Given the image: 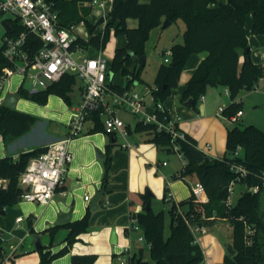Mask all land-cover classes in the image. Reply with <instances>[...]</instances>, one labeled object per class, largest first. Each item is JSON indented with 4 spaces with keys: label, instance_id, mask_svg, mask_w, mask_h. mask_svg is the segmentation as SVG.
Listing matches in <instances>:
<instances>
[{
    "label": "trees",
    "instance_id": "1",
    "mask_svg": "<svg viewBox=\"0 0 264 264\" xmlns=\"http://www.w3.org/2000/svg\"><path fill=\"white\" fill-rule=\"evenodd\" d=\"M53 3L59 12V25L70 28L84 23L89 31L88 41L80 38L79 43L93 46L101 51L105 48L111 30L116 36H125L126 46L117 48L110 62V74L116 76L119 72L127 78L126 85L111 83L115 91L130 89L136 81H143L141 73L144 67L139 64V59L145 55V45L150 38L151 31L163 26L165 21L171 23L184 20L185 30L183 41L171 47L172 57L169 63H162L158 69L155 84L157 90H152L155 113L160 117L168 115L160 111L158 105L164 103L171 95L172 90L179 86L180 76L192 54L207 53L187 82L181 101L186 103L193 100L191 106L197 112L199 101L205 96L209 88L227 89L232 104L224 108V115L231 117L239 111L235 102L241 91L256 88L264 79V65L255 63L251 58L249 39L245 32V21L252 13V33L264 34V0H227L226 3H217L212 8L215 0H112V10L102 32L96 33L97 27L90 21L93 7L88 5L93 0H47ZM129 19L138 20L136 28L128 26ZM11 30L6 31L3 47L0 48V82L4 80L6 70L14 68L4 55L6 39L18 38L26 32L19 19H7ZM40 36L29 34L25 50L33 58L42 48ZM243 57V61L240 59ZM133 66L134 68H132ZM77 80L75 76L66 75L60 82L48 86L46 89L31 93L21 85L18 90L20 98L46 105L51 95H57L69 105L72 104L70 94ZM38 118L18 110L0 107V135L5 145L11 143L28 133ZM94 127L92 133L104 132L100 115L93 116ZM227 129L226 153L222 158H211L205 155L203 162L199 163L193 155L197 144L194 138L185 134V139L177 140L182 154L188 164L175 179L186 176H195L206 190L208 201L205 204L196 202L191 195L188 199L175 202L168 198V186L164 202L169 204L171 232L165 237V215L161 211L154 213L152 208L148 211L146 206L151 204L153 194H139L143 210L131 212V220H136L146 242L151 244L150 260H144V249L138 247V253L130 256L131 264H199L204 261L201 246L196 242L192 225L204 227L211 221L222 219L228 221L233 229L232 248L234 255H226L224 264H264V212L261 209V197L264 193V131L255 125L240 126L233 123ZM136 131L149 136V141L158 147L173 153L172 137L165 131H158L155 124H144L139 121ZM130 132V129H129ZM111 140H116L115 135H110ZM106 147L105 164L107 178L103 185L106 186L109 168L112 165V145ZM238 147L241 155L236 156ZM46 151V147L35 148L21 153L17 159L12 157L0 158V181L6 180L7 186H0V211L13 206L20 201L24 189L20 184V177L25 172L31 159ZM247 170V175L240 177L236 167ZM239 178V179H238ZM236 181L244 187V191L233 205L227 203L230 184ZM256 188V191L253 189ZM104 200L101 205H103ZM186 209L183 211V209ZM85 215L76 221L65 224H56L47 229L53 243L56 232L67 229L66 245L53 253L48 247L39 248L41 259L39 264H53V261L70 252L79 236L88 232L92 211L87 209ZM207 222V224H206ZM249 229L254 232L248 236ZM32 231L34 232L33 228ZM124 233L130 234L128 227ZM0 231V264H4L5 255ZM249 240V242H248ZM126 255V253H123ZM96 254L73 255L71 264H94Z\"/></svg>",
    "mask_w": 264,
    "mask_h": 264
},
{
    "label": "rangeland",
    "instance_id": "2",
    "mask_svg": "<svg viewBox=\"0 0 264 264\" xmlns=\"http://www.w3.org/2000/svg\"><path fill=\"white\" fill-rule=\"evenodd\" d=\"M101 10L104 14H108L106 16V21H108L109 12L107 10L101 9L97 6L93 7L92 10V18L90 17V21L92 23H96L97 20L95 17L97 10ZM9 18L10 15H6L1 19L5 21ZM178 21L173 22L170 26L163 28L158 27L151 31V36L149 40L146 42L145 45V56L147 57V62L145 67L141 73V79L143 81H136L135 84L132 85L131 89L133 92L138 93L147 100L148 111L151 113L153 112V101L150 94L146 93V88L149 86H154L155 78L158 69H160V65L164 63L165 53L167 50H170L173 44L178 43L179 40L183 37V33L185 30V23L184 20L181 18L177 19ZM105 25V24H104ZM103 26V25H102ZM105 28V26H104ZM101 26L97 28V32H99ZM76 31L80 33V35L84 38L89 36V31L84 23L78 24L76 26ZM108 42L102 51L103 56L108 60L112 61L115 51L117 48L125 47L126 46V38L125 36H116L114 33V29L110 32ZM78 54L76 55V57ZM134 68L133 66H131ZM21 78L18 75H13L6 80L5 84V91L4 93H11L14 91L19 90L18 88L21 87ZM127 78L122 76L120 72L115 76L114 83L118 85H126ZM82 86V82L77 80L76 84L73 86V91L70 94L72 104H67L62 97L57 95H51L47 104L42 105L35 101H30L24 98H20L17 104V110L20 112L31 114L38 118V120H42L45 122H52V124H57L59 127L58 135L64 137L68 134L69 128L68 123L72 117L73 112L71 107L77 105L80 101V87ZM180 86V85H179ZM24 87L27 89H32V85L29 81H26ZM179 88L172 90L171 95L168 99L165 100L164 103H171L177 102L179 106L186 107L184 104H181V101H178V92ZM222 93L218 92L217 89L214 90L212 87L209 88L205 94V97L211 101L209 105V111L214 115L216 120L219 122V126L217 123L215 124L213 120L215 119H206L204 123H196L195 129L198 131L199 136V143L198 149L205 151L203 146L205 143H210L215 146L214 144L218 145V148L223 150H215V157L222 156L224 153V145L225 140L223 139V130L227 131L229 127H232L234 124L232 121L228 120L226 117L217 116L216 112L219 107H227L231 104V99L228 95H225V91L222 90ZM238 109L242 110L244 115L242 116L241 120L242 123L238 124L242 127L246 125H255L256 127L260 128L264 131V81L259 83V87L253 88L251 90H243L239 95L238 100ZM160 102V104H164ZM201 100L199 101L197 108L201 110ZM195 113L197 112L192 107L190 108ZM120 117L125 121L126 126L124 127L123 132H128V137L124 139L122 136H118L116 139V145H112V152L115 149L114 147L124 149V146L127 144L128 141H136L138 143L148 142L151 146L155 148L157 145L151 141H146L147 135L141 132L136 131V124L142 120V115H132L130 113L122 112ZM38 122V121H37ZM37 124V123H35ZM215 124V127H214ZM38 125V124H37ZM90 124L87 123L85 128H87ZM130 125V126H129ZM33 125L31 128V132L26 133L27 135L24 136L20 143L25 145H33L37 144L41 140L42 129ZM48 127V129L51 128ZM130 129V132H129ZM51 130V129H50ZM102 133V132H96ZM93 133V134H96ZM220 136V143L217 144L216 141L214 142L215 136ZM1 139V135H0ZM110 139V138H109ZM206 145V144H205ZM204 145V147H205ZM158 155H155L154 163L152 166L148 164V167L152 170L151 175V189L153 192V197L151 198V208L154 213H159L161 211L164 212L165 215V237H168L171 232L170 228V216L168 212L169 204L164 202V193H166V186H168V197L174 195V199L177 200H184L189 195L190 188L188 186L189 181L193 180L194 176H186L183 179H175V172L177 171L179 164L177 162L176 156L173 153L167 152L160 147H157ZM221 151V152H220ZM73 153V149H71ZM113 154V153H112ZM163 161H167L169 166L163 169L161 172H156L154 167L156 163H162ZM96 162L100 163V165L104 168V178L106 176L107 168L105 164V158L98 160L96 157ZM73 163V162H72ZM145 170H142L140 173L143 176V173L148 170L147 165L145 166ZM108 173V182H107V199L108 196L111 195L113 192L116 191L110 190L113 185V179L118 178L121 179L117 173L113 175L114 172H111V166L109 168ZM131 180L133 182V177L136 175L132 172ZM103 178V180H104ZM243 187L242 185L238 184L235 186V192L233 195L232 203L235 204L238 202V198L242 194ZM126 191V189H125ZM96 192V191H95ZM72 193V191H71ZM128 194V193H127ZM139 193L131 192L129 190L128 196L131 199L130 207L131 209H135L137 204L139 203ZM72 202H69L68 197H60L58 198L57 202L53 200L51 204L47 207H60L66 211V213H70L71 209L73 208ZM119 203V202H118ZM261 209L264 211V193L261 197ZM117 205L116 202L111 201L110 205L108 206L110 209L114 208ZM28 208H30L28 210ZM107 209V210H110ZM86 210V208H85ZM102 210V209H101ZM104 210V209H103ZM186 209L184 208L183 211ZM6 214H0V220L2 222L1 225H4V234L7 235V240L4 241L3 248H4V255L6 259L4 260V264H39L41 259V252L39 249H34L32 244L35 241V237L38 236L42 241L48 243L47 245H43L51 249L52 252H58L62 247V240L67 234V229L61 228L59 229L53 239L52 245L50 234L47 232V229L50 224L48 216L46 215V209H43L42 206L34 204V203H27L25 201H19L13 206H9L3 210ZM64 212H58V214ZM111 215H99L97 214V218L94 221L95 217L93 213L91 215L90 224L88 227V232L83 236V238L75 243L72 246L70 252L56 258L53 261V264H70V258L72 254H80L85 252H94L97 253V259L94 264H114L118 261L119 257H123V252L126 250L129 245L131 246L133 251H136L137 248L140 246L138 243V237L142 234L141 231L133 230L130 232L129 235L124 233V227L130 226V222L126 223L127 215L119 216L115 218L111 222V217L114 218L116 215V210L110 212ZM95 215V213H94ZM21 216L24 218V222L18 224L16 219ZM58 216V215H57ZM123 219L125 220L123 222ZM207 224V222H206ZM32 228L34 232L32 231ZM193 229H196L195 225H192ZM115 232L117 242L112 243L111 239L113 233ZM232 226L228 221L217 220L208 224L205 227V232H201L196 230V236L203 243V251H204V260L208 264H224V259L228 254V247H232L233 239H232ZM264 240V237H262ZM264 248V246H263ZM17 249V254L15 259H10L9 257L12 256L14 250ZM144 258L150 260V254L145 250L143 254Z\"/></svg>",
    "mask_w": 264,
    "mask_h": 264
},
{
    "label": "built area",
    "instance_id": "3",
    "mask_svg": "<svg viewBox=\"0 0 264 264\" xmlns=\"http://www.w3.org/2000/svg\"><path fill=\"white\" fill-rule=\"evenodd\" d=\"M105 0H93L88 5L97 6L101 9L105 8ZM10 15V18L19 19L25 28L18 38L6 39L5 57L13 63L12 70H6L4 80L0 82V107L5 97L9 93H4L5 82L13 75H18L21 85L24 86L26 81L32 85V89H28L31 93L46 89L48 86L60 82L66 75L76 77V80L82 82L80 87V102L73 109V114L69 123L68 135L59 140L48 144L46 151L39 156L31 159L27 165L25 172L20 177V184L24 189L22 200L40 205L48 206L58 188L64 183L65 176L68 172L69 164L73 160V154L70 150V143L73 139L82 135L85 131L87 123H91L94 127L93 116L100 115L103 124L104 133L107 135H116L122 133L126 126L125 121L120 117L122 112L132 115H142L140 120L144 124H155L158 131H165L172 137V150L182 160L184 168L188 161L184 154L180 152L177 140L185 139V133L179 128L181 118L172 115L163 104H159L158 108L162 113L169 112L168 115L160 119L155 113V104L153 112L148 111L147 100L144 96L133 92L132 89H124L120 92L110 87L114 82L115 76L110 74L108 61L102 54V51L96 50L93 46H85L79 43L82 38L80 33L76 31V26L64 28L59 25V12L54 8L53 3L47 0H0V16ZM29 34L40 36L43 42L42 48L31 58L25 50L27 37ZM83 39V38H82ZM88 41V40H86ZM165 53L164 62L169 63L172 57V51ZM78 56L76 57V55ZM117 84V83H116ZM257 88V87H256ZM152 90L156 87H147L146 93L152 96ZM226 93L228 90L226 89ZM224 108H220L218 114L223 116ZM243 114L239 111L236 115L226 117L233 123H239V118ZM236 156L241 155V147H238ZM165 164V163H164ZM166 165V164H165ZM236 173L240 177L247 175V170L238 166L235 168ZM238 178V179H239ZM237 182L233 181L229 188L227 203L233 205V195ZM1 187L7 186V181H0ZM26 188L29 191L26 192ZM257 189L254 188L253 191ZM191 193L197 203L205 204L208 201L204 185L197 181L191 185ZM85 200L89 201L90 196H85ZM23 217H19L17 222L23 221ZM130 232L140 230L136 220H131L128 226ZM196 227L193 231L200 230ZM253 230L249 229L248 236L253 234ZM249 242V240H248ZM139 247L150 252L151 244L146 242L143 234L138 237ZM123 257H119L121 264H131L130 256L138 253V249L133 251L131 246L127 247L123 252ZM145 261L149 259L144 258ZM199 264H208L205 260Z\"/></svg>",
    "mask_w": 264,
    "mask_h": 264
},
{
    "label": "crops",
    "instance_id": "4",
    "mask_svg": "<svg viewBox=\"0 0 264 264\" xmlns=\"http://www.w3.org/2000/svg\"><path fill=\"white\" fill-rule=\"evenodd\" d=\"M105 1H106L105 2V9L107 10V13L108 12L110 13V11L112 10L113 2H112V0H105ZM226 2H227V0H215V3H212L211 7L214 8V7L218 6L217 3H226ZM107 15L108 14L105 15L104 12H102L101 10L98 9L95 17H97L96 18L97 21L100 18L105 17V23L104 24H106V16ZM2 17L3 16H0V18H2ZM90 17L92 18V13H91ZM7 19H11V18L7 17ZM3 22L4 21L1 22V19H0V48L3 47L4 37H5V33L7 31V30H5V28L3 26ZM104 24H103V26L101 25L100 31L99 32L96 31V33H100L104 30V26H105ZM137 25H138V20H136V19H129L128 20V26L129 27L136 28ZM244 28H245V32L247 34V37L249 39L248 41H249V48L251 50L252 60L257 64L264 65V34L255 35L252 33V28H253L252 13H250L247 16ZM82 38L84 40H88L89 36L87 38H84V37H82ZM182 41H183V37L181 38V40L178 41V43H181ZM206 56H207V53H205V52L204 53H195V54H192L191 57L189 58V60L186 64V67L184 68L185 70H183V72L180 76V80H179L180 86H178L179 95L177 98L178 101H181L182 94L186 88L187 82L191 79L195 70L198 68L199 64L201 63V61ZM242 61H243V57L240 59V62H242ZM262 81H264V79H262L260 82H262ZM257 87H259V84ZM213 89L216 90L217 87L213 88ZM222 90L225 91V95H228V93H226V89H217V91L220 93H222L221 92ZM15 92H18V90L11 92V93H15ZM238 100H239V96L237 97L235 102L239 103ZM201 102H202L200 105L201 110L199 109L198 114L193 112L192 110H190L191 107L187 106V104L184 102L182 103V101H181V104H184L186 107H189V108H184L183 106H179L176 101L163 104L164 108L167 109L172 115H177L181 118V120L179 122V128L181 129V131L183 133L188 134L192 138L195 139L196 144H197V149H198V143H199V136H198L199 134H198V131H196V129H195L196 123H199V124L204 123L206 119H211V120L215 119V120H213L214 123L215 124L217 123L218 126L220 125L219 122L214 117V115L212 113H210V111H209V105L211 104V101H209L204 96L201 99ZM78 103H77V105H78ZM231 104H232V101H231ZM77 105L71 107L72 112H73V109L77 107ZM220 108H223V107L218 108V110L216 112L217 116H222V115L218 114ZM243 115H244V113L239 118L240 124L242 123L241 118ZM223 117L224 118L226 117L224 115V113H223ZM51 123L50 122L48 123V122H45V121H42L39 119L37 122L38 125L34 124V125L40 127V129H42L41 130L42 131L41 140L37 144L25 145V144L20 143L21 139L27 135V134H25L22 137L15 139L11 143L5 145V143L3 142V138L1 136V139H0V158L12 157L13 159H17L21 153L31 151L35 148L45 147L48 144L55 142V141H59L68 135L67 134L64 137L59 136L58 133H59L60 129L57 126V124H55V123H54L55 129L57 128V131L51 132L50 129H48V127L51 126L50 125ZM89 124L90 125L84 129L85 131H83L82 135L73 139L70 143V150L73 149V153H72L73 154V160H72L73 163L71 162L69 164L68 172L65 176L64 183L58 188V190H57V192L53 198V200H55L57 202L58 198L69 196V202H72L71 204L73 205V208L70 211V213H71L70 222L81 219L85 215V213H87L86 211H87V209H90L89 204L95 195V191L100 189L103 185L104 168L102 165H100V163L96 162L97 150H99V151L101 150V152H103V154L106 156L107 145L110 143H114V142H115L114 145L117 144L116 140H111V137L109 135L105 134L103 131H102V133L93 134L90 131L93 128V125L90 122H89ZM215 124H214V127H215ZM36 126L34 128H37ZM223 131H224L223 132V135H224L223 139L225 140V145H224V151H223L224 153H222V156L215 157V153L218 150H223V149H221V148L219 149L218 145H216V144H214L215 146L213 147V145L208 143V142L205 143L206 145L204 144L205 147H204V145H202L205 151H202L200 149H198V151L200 150L204 155L211 157V158H222L226 153V142H227V131H225V130H223ZM119 135L122 136L124 139H126L129 136L128 133H127V135H123L122 133H120V134L115 135L116 139ZM148 139H149V136L147 135L146 141H148ZM215 141L217 144L220 143L219 134H218V136L214 137V142ZM157 147L155 148L154 146H151V144H148V142L138 143L136 141H128L127 144L124 146V149L114 147L115 149L112 152L113 153L112 154L113 160H112V165H111V172H114L113 175L115 173H117L118 176L123 180H119L117 177L114 178L112 181L113 185H112V188H110V190H112V192L114 190V191H116V193L113 192L111 195L108 196L109 198L107 199L106 196H107L108 192L106 191L105 196L100 201L99 210H97V211L91 210L93 212V216L95 217L94 221L97 218V216H96L97 214L110 216L111 215L110 212L113 210H116V215L114 218L111 217V222L119 216H124L125 214H128L126 217V218H128L126 223L130 222V225H131V217H130L131 212H141L143 210V204H142V201L139 199V203L137 204L136 208L131 209L130 204L132 202H131L130 197L128 196L129 190L131 192H135V193H139V194H145L146 192H150L151 194H153L152 189H151L152 170L150 167H148V164L150 166H152L154 164V163H152V161L154 160L155 155H158ZM215 150H216V152H215ZM173 154L176 156L177 162L180 166V167H178L177 171L175 172V176H177L178 174H180L183 171L184 164H183L181 158L176 153L173 152ZM98 160H101V159H98ZM146 165L148 167V170L146 172H144L143 176H142L140 173L142 172V170H145ZM168 166H169V163L167 161H163L162 163H156V165L153 167H154L156 172L162 173L163 169H165ZM132 172H134V174L136 175L135 177H133V182L131 180V175H133ZM193 178L194 179L189 181V183H188L190 191H189L188 197H186L184 200L188 199L192 195L191 185L195 184L198 181L195 176ZM125 189H126V191H125ZM244 190L245 189L243 187L242 192ZM71 191H72V193H71ZM85 196H90V200L86 201ZM164 196H165V193H164ZM164 196H163V198H164ZM168 198L170 200L177 202V203L183 201V199L182 200L174 199V195L169 196ZM103 200H104V203H103V205H101ZM111 201L116 202L117 205L114 208L110 209L108 206L110 205ZM27 203H30V202H27ZM48 206H44L43 209H46V212H47L46 215L48 216L50 224H52L51 226H49V228H50V227L58 224L56 221L57 217H58L57 216L58 212H66V211H64V209H62L60 207H56V208L49 207V208H47ZM85 208H86V210H85ZM29 209L30 208H28V210ZM107 209H110V210H107ZM94 213H95V215H94ZM0 214H2V211H0ZM4 214H6V213L4 212L2 215H4ZM19 217H21V216H19ZM17 219H16V222H17ZM217 220H220V219H217ZM217 220H213L209 224H211L212 222L217 221ZM124 221L125 220L123 219V222ZM222 221H226V220H222ZM1 222H2V220H0V223ZM22 222H24V219ZM22 222H20V223L17 222V223L21 224ZM206 226L202 227L199 231L205 232ZM126 227H128V226H125L124 230ZM4 228H5L4 225L0 226V231L2 232V235H5L3 233ZM193 232H194V236L196 238V242L201 246V248L203 250V243H201L200 240L197 238L195 231H193ZM85 234L86 233L80 235L79 240H81ZM67 235H68V232H67L66 236L64 237V239L62 240L61 249L64 247V245H66L65 239H66ZM5 236H6L5 240H7L8 237H7V235H5ZM41 243H42V246L48 244L44 241H42ZM32 246L34 249H36L35 248V241L33 242ZM16 254H17V249L14 250L12 256L9 258L15 259L14 257H16ZM84 254H96L97 255V253H94V252H85V253H80V254H72L71 258L73 255H84ZM203 254H204V251H203ZM71 258H70V264H71Z\"/></svg>",
    "mask_w": 264,
    "mask_h": 264
},
{
    "label": "water",
    "instance_id": "5",
    "mask_svg": "<svg viewBox=\"0 0 264 264\" xmlns=\"http://www.w3.org/2000/svg\"><path fill=\"white\" fill-rule=\"evenodd\" d=\"M143 1H151V0H143ZM105 23V17L103 18H100L95 26L96 27H99L101 25H103ZM172 23L169 22V21H165L164 24H163V28H166L168 26H170ZM3 26L5 28V30L7 31H10L11 30V27L9 25V23H7V21H4L3 22ZM146 61H147V57L144 55L142 56L140 59H139V64L141 65V67H145L146 65ZM111 76L113 77V74H111ZM20 100V95L18 94V92H15V93H9L4 101H3V104L2 106L5 108H9V109H12V110H17V104ZM193 100H189L186 102L187 106H192L193 105ZM51 132H56L57 131V128L55 129V124H52L51 128H50ZM193 155L194 157L196 158V160L201 163L203 162V160L205 159V155L198 149H194L193 151ZM97 158L98 159H104L105 158V155L103 154V152H101V150H97ZM105 178H107V173H106V176ZM26 192L29 191V188H26L25 190ZM148 194H151L150 192H147ZM106 194V186L105 185H102V187L100 189H98L96 192H95V195L94 197L92 198V200L90 201V204H89V208L90 210L92 211H97L99 210L100 208V201L103 199V197L105 196ZM20 201H22V198H20ZM149 209H151V204L148 203L147 206H146V210L148 211ZM4 213V211H2V214ZM70 219H71V213H60L58 214V217H57V223L58 224H67L70 222ZM1 238L3 240L6 239V236L5 235H2ZM111 242L112 243H116L117 242V238H116V234L115 232L113 233V236H112V239H111ZM42 247V243H41V240L38 236L35 237V248L36 249H39ZM235 251L232 247H228V254L229 255H234L235 254ZM115 264H121V262L119 261H116Z\"/></svg>",
    "mask_w": 264,
    "mask_h": 264
}]
</instances>
